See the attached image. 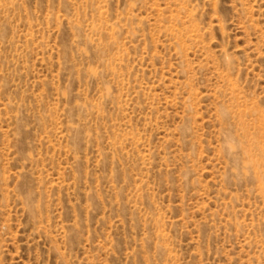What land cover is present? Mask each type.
<instances>
[{
    "label": "rangeland",
    "instance_id": "374dc122",
    "mask_svg": "<svg viewBox=\"0 0 264 264\" xmlns=\"http://www.w3.org/2000/svg\"><path fill=\"white\" fill-rule=\"evenodd\" d=\"M0 264H264V0H0Z\"/></svg>",
    "mask_w": 264,
    "mask_h": 264
}]
</instances>
